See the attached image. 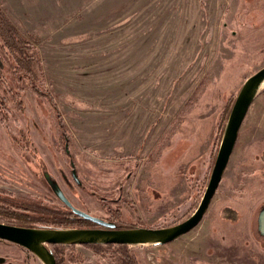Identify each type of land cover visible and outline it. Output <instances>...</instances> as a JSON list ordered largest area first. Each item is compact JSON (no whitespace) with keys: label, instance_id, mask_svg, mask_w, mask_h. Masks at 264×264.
<instances>
[{"label":"rangeland","instance_id":"1","mask_svg":"<svg viewBox=\"0 0 264 264\" xmlns=\"http://www.w3.org/2000/svg\"><path fill=\"white\" fill-rule=\"evenodd\" d=\"M0 10L41 63L39 80L14 86L0 50V74L16 103L0 78L7 99L0 206L25 202L30 215L50 214L58 224L66 208L49 174L75 208L120 227L188 218L208 183L226 113L264 67V0H0ZM263 208L264 85L191 231L161 246L60 249L64 264H123L128 254L137 264H264ZM0 257L42 264L3 242Z\"/></svg>","mask_w":264,"mask_h":264},{"label":"water","instance_id":"2","mask_svg":"<svg viewBox=\"0 0 264 264\" xmlns=\"http://www.w3.org/2000/svg\"><path fill=\"white\" fill-rule=\"evenodd\" d=\"M263 81L264 67L248 77L239 89L222 133L207 186L194 212L182 222L164 228H116L115 223L93 217L75 208L65 197L59 185L51 180L49 175H45L49 188L65 207L78 218L100 228L35 229L0 223V240L11 242L31 252L42 264H56L55 257L48 246H161L188 233L201 221L209 206L234 149L241 124L251 103L262 88ZM71 174L78 183L74 170ZM258 230L264 236V208L258 214Z\"/></svg>","mask_w":264,"mask_h":264},{"label":"trees","instance_id":"3","mask_svg":"<svg viewBox=\"0 0 264 264\" xmlns=\"http://www.w3.org/2000/svg\"><path fill=\"white\" fill-rule=\"evenodd\" d=\"M32 41H37L36 37L31 38ZM32 45L28 43V41L23 38L17 29L10 23L6 15L0 10V50L4 55L7 56L8 61L10 62L11 66V73H13V77L11 78V81L13 85L15 86V83L19 80H26L27 77L29 81H35L39 80L40 78V71H41V63L38 58V55L34 49H32ZM32 49V51H31ZM31 51V53H29ZM1 71V68H0ZM17 74V76H14ZM2 74H0L1 81L3 83V89H5V92L8 95V100L14 103V96H15V90L12 89H6V86L9 85L7 78H2ZM31 90L34 91V93H40V90L38 87L33 86V84L30 85ZM6 100L3 99L0 96V111L3 110L4 105L6 106ZM229 111L226 113L224 119H223V126L226 123V120L228 118ZM6 196L7 198H11L9 194L3 193L1 197ZM22 207L10 204L8 207L0 206V216L1 219L0 222L17 226V227H25V228H35V229H81L85 228V224L87 223L83 219H79L77 216H75L67 207L66 213L62 214V220L60 219V222L56 224L53 219L55 217H52L50 214L47 215H30L28 213L27 203L22 202ZM89 223V222H88ZM87 223V224H88ZM119 229H127V228H139L138 226H118ZM110 248L117 247L118 249H126L128 246L126 245H106ZM66 248H73L72 246H65ZM85 247L88 248H95V247H102L101 245H86ZM51 252L53 253L56 264H64L65 260L64 255L66 256L65 252L61 250L60 248H63L62 245H52L51 246ZM58 251V252H57ZM70 257H67L70 259V262L75 263L77 261V256L73 253L69 254ZM123 264H137L136 259L133 257L126 255V257H123Z\"/></svg>","mask_w":264,"mask_h":264},{"label":"flooded vegetation","instance_id":"4","mask_svg":"<svg viewBox=\"0 0 264 264\" xmlns=\"http://www.w3.org/2000/svg\"><path fill=\"white\" fill-rule=\"evenodd\" d=\"M72 172V171H71ZM49 175V174H48ZM72 175V174H71ZM49 177L51 178V176L49 175ZM51 180H53L52 178H51ZM54 181V180H53ZM207 186V185H206ZM204 193V192H203ZM197 207V206H196ZM189 217V216H188ZM79 219H81V218H79ZM85 221V220H84ZM107 221V220H106ZM87 223H88V221H86ZM107 222H112V223H114V221H107ZM1 223V222H0ZM91 223V222H90ZM4 224V223H3ZM117 226V225H116ZM85 228H89V229H94V228H100V227H98V226H96V225H94V224H91V225H89V226H85ZM117 228V227H116ZM261 234V233H260ZM264 237V236H263ZM1 242H3V243H8V245H10V246H16L18 249H21V250H25V249H23L22 247H20V246H18V245H16V244H13V243H11V242H7V241H4V240H0V243ZM27 251V250H26ZM29 252V251H28ZM29 253H31V252H29ZM32 254V253H31ZM33 255V254H32ZM0 260H2V262L4 261V259L3 258H1L0 257ZM39 260V259H38ZM56 261V260H55ZM2 262H0V264L2 263Z\"/></svg>","mask_w":264,"mask_h":264},{"label":"bare ground","instance_id":"5","mask_svg":"<svg viewBox=\"0 0 264 264\" xmlns=\"http://www.w3.org/2000/svg\"><path fill=\"white\" fill-rule=\"evenodd\" d=\"M263 85H264V81H263V83H262V87H263Z\"/></svg>","mask_w":264,"mask_h":264}]
</instances>
